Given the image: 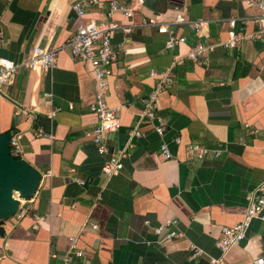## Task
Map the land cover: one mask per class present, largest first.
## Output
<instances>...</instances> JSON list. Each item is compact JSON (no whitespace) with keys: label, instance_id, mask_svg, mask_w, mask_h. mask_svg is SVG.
I'll return each mask as SVG.
<instances>
[{"label":"crops","instance_id":"crops-1","mask_svg":"<svg viewBox=\"0 0 264 264\" xmlns=\"http://www.w3.org/2000/svg\"><path fill=\"white\" fill-rule=\"evenodd\" d=\"M75 1L0 0V57L19 63L33 47L56 49L81 24L105 21L111 0H98L80 19L70 8ZM114 1L133 7L135 25L142 20L170 22L177 12L208 24L199 37L186 25L175 26L185 44L172 51L164 49L165 37L152 26L136 28L127 37L113 34L112 42H122L123 50L107 79L106 103L122 108L119 127L106 141L109 154L128 142L141 100L153 83L147 75L150 69L170 67L174 57L197 40H225V21L257 15L255 3L264 0ZM114 20L126 23L118 15ZM241 23L246 32L253 30L249 21ZM171 75L172 84L160 95L157 111L165 123L162 140L171 159L159 157L160 139L142 122L137 126L141 137L132 140L121 170L106 178L100 168L107 156L98 155L86 135L96 124L89 111L94 85L87 65L60 51L52 70L20 68L13 74L0 91V133H21L18 158L39 175L48 170L51 176L36 188L22 219L2 222L0 264H62L68 237H75L83 251L71 264H208V257H218L214 243L220 229L241 221L246 195L264 179V43L242 41L231 50L215 48L206 66L185 60ZM53 108L58 111L47 119ZM35 129L49 133L51 140L34 137ZM175 138L180 139L178 145ZM189 142L220 155L197 161L185 148ZM32 213L41 217L36 230L31 229ZM164 219L177 221V238L158 241L152 235V228ZM190 244L202 251L200 258L189 259ZM258 259L264 264V233L252 220L243 241L223 255V264H253Z\"/></svg>","mask_w":264,"mask_h":264},{"label":"built area","instance_id":"built-area-1","mask_svg":"<svg viewBox=\"0 0 264 264\" xmlns=\"http://www.w3.org/2000/svg\"><path fill=\"white\" fill-rule=\"evenodd\" d=\"M135 5H141L143 0H133ZM99 5L98 0H77L70 4L76 18H82L87 11ZM258 14L245 19H227L226 39L214 44H206L202 41H196L190 46L183 55L175 56L170 67L148 71V77L153 79V83L147 94L141 100V110L133 129L128 133V142L124 149L109 154L106 141L110 134L119 127V110L122 107H109L106 103L108 96L107 79L111 76L112 67L117 62L120 53L123 50V43H113L114 33H120L127 37L131 32L139 27L155 28L157 34L165 37L164 49L172 51L180 45L185 44V38L177 36L175 26L186 25L195 37H199L202 29L207 27L208 21L188 20L181 13L177 12L170 22L157 23L153 20H142L137 25L131 22L133 7L114 0L107 2L105 11V21L87 22L78 26L68 39L56 49H40L33 47L29 55L19 63H13L0 57V91L1 88L11 83L13 74L20 68L29 70H52L55 68L56 55L60 51L67 53L71 61L84 63L88 67L90 77L94 85L92 101L89 105V111L96 118V124L86 133L91 144L98 155L107 156L103 161L100 172L109 178L117 174L122 168V160L126 156V150L132 147V140L141 137L138 131V125L142 122L149 123L152 126L153 133L160 139L158 146V155L164 160H170L171 154L167 144L162 140L165 131V123L158 115V104L160 95L172 84L171 70L175 65L182 64L187 60L197 65L206 66L209 62V54L215 48L231 50L236 48L242 41H261L264 43V1H256ZM118 15L126 20V23H119L114 20ZM241 21H249L253 25V30L246 32L241 25ZM2 35L0 33V46ZM1 97V93H0ZM70 110L71 107H68ZM58 108L51 109L46 117L52 119ZM248 129V125H243ZM248 132L255 133L253 129ZM36 138H46L51 140L52 136L41 129H35L32 134ZM21 133L10 134L8 141L9 152L12 157H18L21 153L20 145ZM173 143L178 145L180 139L175 138ZM188 153L197 161L205 159H217L220 155L218 150H210L207 147L189 142L185 146ZM51 176L50 171L40 173L37 187L41 185L42 180ZM74 183L82 186L83 181L76 178L71 179ZM35 193V192H34ZM33 193V194H34ZM33 196V195H32ZM31 196V197H32ZM18 199L17 209L12 217L15 221L22 219L30 210L32 198ZM32 230H36L41 217L32 213ZM252 220L257 221L264 233V179L254 186L246 195V207L241 221L232 227H222L219 238L215 241L214 247L218 251V257H208V264H223V255L228 249L241 243L245 237L248 226ZM91 229H96L95 225H89ZM152 235L158 241H170L178 237L177 221L175 219H164L162 223L152 228ZM68 254L62 258V264H71V258H81L83 251L76 245L75 237L67 238ZM203 255L202 251L190 244L188 246V257L195 260ZM53 256V254H51ZM253 264H263L262 259L253 261Z\"/></svg>","mask_w":264,"mask_h":264},{"label":"water","instance_id":"water-1","mask_svg":"<svg viewBox=\"0 0 264 264\" xmlns=\"http://www.w3.org/2000/svg\"><path fill=\"white\" fill-rule=\"evenodd\" d=\"M10 134L0 133V237L2 222L12 217L18 199L30 198L36 191L39 173L22 159H14L8 148Z\"/></svg>","mask_w":264,"mask_h":264},{"label":"trees","instance_id":"trees-1","mask_svg":"<svg viewBox=\"0 0 264 264\" xmlns=\"http://www.w3.org/2000/svg\"><path fill=\"white\" fill-rule=\"evenodd\" d=\"M14 159H18V157H13Z\"/></svg>","mask_w":264,"mask_h":264}]
</instances>
